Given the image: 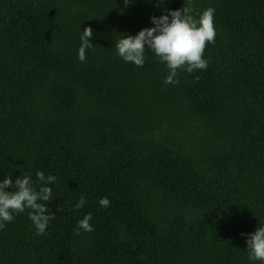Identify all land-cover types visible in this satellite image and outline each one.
Returning a JSON list of instances; mask_svg holds the SVG:
<instances>
[{
    "label": "trees",
    "instance_id": "obj_1",
    "mask_svg": "<svg viewBox=\"0 0 264 264\" xmlns=\"http://www.w3.org/2000/svg\"><path fill=\"white\" fill-rule=\"evenodd\" d=\"M189 2L215 9L205 69L165 84L150 50L140 67L116 54L119 35ZM37 170L56 177L52 219L37 235L28 209L14 214L0 264H249L246 234L264 224V0H0V178ZM85 213L93 230L76 232Z\"/></svg>",
    "mask_w": 264,
    "mask_h": 264
},
{
    "label": "clouds",
    "instance_id": "obj_2",
    "mask_svg": "<svg viewBox=\"0 0 264 264\" xmlns=\"http://www.w3.org/2000/svg\"><path fill=\"white\" fill-rule=\"evenodd\" d=\"M129 0H125L128 3ZM159 16H151L150 27L140 28L134 35L123 34L115 42L116 54L126 63L131 62L140 67L145 62V50H150L167 68L164 77L165 84L178 83V71L192 73L207 67L208 60L203 53L206 43L214 42L216 30L214 27L213 7H206L198 13L193 12L191 4L177 9L165 10ZM93 31L85 26L80 31L81 44L78 49V59H85V49L91 44ZM56 177L41 170L35 172V181L31 174L19 175L12 179L8 173L0 178V228L5 222H11L14 214L24 213L37 235L45 232L52 212L47 203L53 197V186ZM85 198L80 196L75 207L84 205ZM101 207H107L110 201L101 197L98 201ZM91 213H85L77 221L75 231L90 232L93 225L89 223ZM247 260L249 264H264V224L246 234L245 239Z\"/></svg>",
    "mask_w": 264,
    "mask_h": 264
}]
</instances>
